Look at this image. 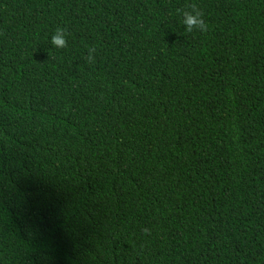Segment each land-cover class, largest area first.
Segmentation results:
<instances>
[{
  "label": "trees",
  "instance_id": "trees-1",
  "mask_svg": "<svg viewBox=\"0 0 264 264\" xmlns=\"http://www.w3.org/2000/svg\"><path fill=\"white\" fill-rule=\"evenodd\" d=\"M0 264H264V0H0Z\"/></svg>",
  "mask_w": 264,
  "mask_h": 264
},
{
  "label": "clouds",
  "instance_id": "clouds-1",
  "mask_svg": "<svg viewBox=\"0 0 264 264\" xmlns=\"http://www.w3.org/2000/svg\"><path fill=\"white\" fill-rule=\"evenodd\" d=\"M176 15L182 18V24L186 33L200 32L206 33L209 30V25L205 20V13L200 6L195 3H186L183 8L176 9ZM51 44L55 48L64 49L68 46V32L66 28L58 27L51 36ZM95 47L88 49L86 61L89 63L95 62ZM148 232V229L144 230Z\"/></svg>",
  "mask_w": 264,
  "mask_h": 264
}]
</instances>
